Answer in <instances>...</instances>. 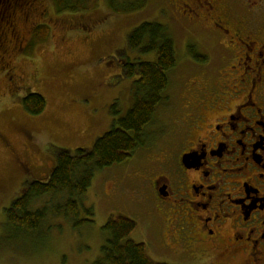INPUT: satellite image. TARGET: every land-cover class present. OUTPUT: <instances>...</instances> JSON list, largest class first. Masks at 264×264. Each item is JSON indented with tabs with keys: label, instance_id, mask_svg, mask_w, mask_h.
<instances>
[{
	"label": "flooded vegetation",
	"instance_id": "obj_1",
	"mask_svg": "<svg viewBox=\"0 0 264 264\" xmlns=\"http://www.w3.org/2000/svg\"><path fill=\"white\" fill-rule=\"evenodd\" d=\"M36 1L0 0V78L8 84L20 81L13 58L45 24L23 34ZM171 4L183 11L181 28L208 41L186 42L191 60L171 70L157 109L168 108V121L153 142L147 128L141 146V196L155 210L154 233L185 264H264V0Z\"/></svg>",
	"mask_w": 264,
	"mask_h": 264
},
{
	"label": "rangeland",
	"instance_id": "obj_2",
	"mask_svg": "<svg viewBox=\"0 0 264 264\" xmlns=\"http://www.w3.org/2000/svg\"><path fill=\"white\" fill-rule=\"evenodd\" d=\"M126 1L134 0H118ZM97 3L87 10L59 11L54 0H37L34 23L21 24L23 34L35 23H45L50 35L35 47L25 46L13 58L20 66V81L8 84L7 78H0V264H100L108 237L104 225L113 214L137 221L132 238L144 242L152 258L185 264L164 249L154 233L155 210L141 196L138 175L143 167L142 147L127 161L96 171L80 198L84 207L94 209L93 222L75 228L70 218L50 214L39 232L25 235L11 234L5 225L4 208L22 194L28 181L48 179L60 148H91L132 106L135 78L123 74L121 61L139 56L127 45L135 27L144 21L165 24L175 41L177 65L191 60L186 42L207 46L206 33L181 28L183 11L172 12L171 0H147L143 7L125 13L111 11L108 0ZM141 57L154 59L155 53ZM31 91L47 98L46 109L37 115L28 113L22 103ZM112 103H116V116L110 110ZM166 110L159 109L155 123L148 126L150 142L159 124L168 121ZM24 163L32 170L26 171ZM59 198L46 195L36 199L33 207Z\"/></svg>",
	"mask_w": 264,
	"mask_h": 264
},
{
	"label": "trees",
	"instance_id": "obj_3",
	"mask_svg": "<svg viewBox=\"0 0 264 264\" xmlns=\"http://www.w3.org/2000/svg\"><path fill=\"white\" fill-rule=\"evenodd\" d=\"M108 0L113 12H131L143 7L139 2ZM59 11H79L97 7V0H54ZM48 24L38 25L34 41L29 47L44 42L50 35ZM127 45L137 52L121 61L123 74L135 78L132 86L134 102L127 113L116 119L111 129L99 136L91 148H60L56 163L47 180L28 181L22 194L4 208L5 225L11 234H35L40 231L50 214L70 218L78 228L93 222L92 207H84L80 198L92 185L97 170L127 161L145 143L147 128L153 123L159 105L163 102L170 82V72L177 64L175 41L165 24L144 21L128 35ZM20 53V52H18ZM155 53L154 59H143ZM25 110L37 115L47 107V98L39 92H29L22 98ZM116 103L110 107L116 116ZM46 195L60 197L33 207L36 199ZM138 223L125 215H111L104 225L108 233L102 247L100 264H169L151 257L144 242L132 238Z\"/></svg>",
	"mask_w": 264,
	"mask_h": 264
}]
</instances>
